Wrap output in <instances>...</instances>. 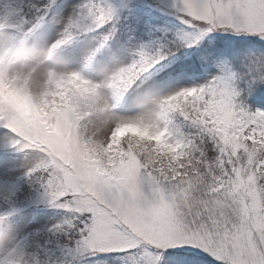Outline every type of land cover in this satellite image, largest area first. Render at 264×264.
I'll return each instance as SVG.
<instances>
[{
  "label": "snow or ice",
  "instance_id": "snow-or-ice-1",
  "mask_svg": "<svg viewBox=\"0 0 264 264\" xmlns=\"http://www.w3.org/2000/svg\"><path fill=\"white\" fill-rule=\"evenodd\" d=\"M0 264H264V0H0Z\"/></svg>",
  "mask_w": 264,
  "mask_h": 264
}]
</instances>
